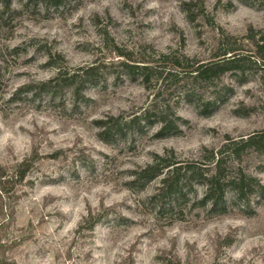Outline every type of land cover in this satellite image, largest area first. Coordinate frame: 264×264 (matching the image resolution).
<instances>
[{"label":"rangeland","instance_id":"1","mask_svg":"<svg viewBox=\"0 0 264 264\" xmlns=\"http://www.w3.org/2000/svg\"><path fill=\"white\" fill-rule=\"evenodd\" d=\"M188 1L0 6V165L12 169L38 157L16 196L4 202L0 260L264 264V148H243L264 134V70L207 82L190 76L197 62H216L229 50L255 55L247 36L251 29L257 39L264 34V0H192L193 21L182 8ZM175 58L182 66L171 76ZM127 61L153 66L146 85L138 74L125 76ZM89 67L97 68L95 80L76 96L69 78ZM52 79L53 93L20 91ZM161 109L180 120L171 134L157 137ZM147 111L151 124L142 132L99 138L95 121L126 123ZM206 149L221 153L227 177L242 171L263 186L250 206L229 190L224 209L200 207L205 188L196 184L176 205L162 207L154 199L159 180L130 184L132 172L155 155L174 151L184 163L203 164ZM90 212L106 215L94 230L85 223Z\"/></svg>","mask_w":264,"mask_h":264},{"label":"trees","instance_id":"2","mask_svg":"<svg viewBox=\"0 0 264 264\" xmlns=\"http://www.w3.org/2000/svg\"><path fill=\"white\" fill-rule=\"evenodd\" d=\"M28 4L37 5L41 4L45 8L50 6H60L61 0H26ZM243 3H248L251 0H240ZM14 0H0V6L4 11L13 10ZM193 1L184 2L182 8L189 21H193ZM193 16V17H192ZM247 36L256 48L255 55L238 53L237 50H229L226 54L222 55V59L216 62H210L206 64L196 63V68L190 73L193 79L200 81H211L227 72L237 74L241 77L246 76L252 70H264V34L261 32L260 37L257 39L256 34L251 29ZM119 54V57H125L126 55ZM230 55V56H228ZM52 58V55H49ZM58 57L62 60L63 57L58 54ZM167 56L166 58H168ZM129 62H132L130 58L126 57ZM186 62L191 61L189 58L184 57ZM121 63L125 76L130 79L138 74L140 76L143 85L149 82L150 71L153 70V66L150 64H135L129 62ZM181 62L177 58L174 59L172 68L168 71V75H174L178 72V68H181ZM96 67H89L84 70V74L81 77H76L79 74H73L69 80L71 81L74 95L78 96L84 90L86 84L92 83L95 80ZM63 75L62 70H59L57 79ZM67 78V77H66ZM75 79V81H74ZM56 79H52L46 82H41L35 87V84H27L20 88V91L28 93H53L58 85L54 82ZM188 96V95H187ZM151 111L143 113L134 117L132 120L126 123H121L118 119L111 117L109 121H95L98 129H100L99 138L108 140L109 138L123 137L129 133L137 134L143 131L146 126L151 124L150 122ZM167 109H161L157 113L158 123L160 129L157 132V137H163L171 134L177 128V122L179 117L174 116L171 120L169 118ZM227 146V145H226ZM255 147L258 151H262L264 148V134L260 137L258 135L249 137L246 141H243V148ZM205 150L204 156L207 158V162L201 163H184L180 161L174 151L165 152L162 155H155L153 161L143 168L132 172V183L141 184L144 186L155 180H159V186L154 195V199L165 206L176 205L179 201L184 199L188 194H191L196 184L202 185L205 188L204 196L197 202L200 207L209 206L212 210H222L226 206V195L231 190L235 197L244 203L246 206H250L252 197L263 191V186L259 181L239 171L236 175L226 176L225 163L223 157L214 151H210L208 154ZM232 154L238 158L239 153L232 149ZM38 160L36 155L30 156L28 159L17 164L12 169H7L0 165V213L4 211V202L12 196H16V188L22 185L28 175L32 166ZM131 182V181H130ZM128 183V185H130ZM11 197V198H12ZM11 215H8L9 222L14 221L12 208ZM109 215V214H108ZM106 215L100 213L97 216H93L90 212L89 217L85 223L90 230H94L95 227L103 220ZM0 264H13L12 261L2 259Z\"/></svg>","mask_w":264,"mask_h":264}]
</instances>
